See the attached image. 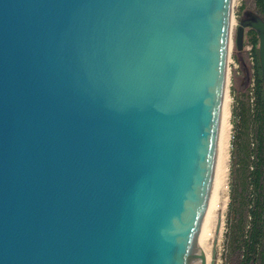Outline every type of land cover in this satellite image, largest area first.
<instances>
[{
	"label": "water",
	"instance_id": "95a60500",
	"mask_svg": "<svg viewBox=\"0 0 264 264\" xmlns=\"http://www.w3.org/2000/svg\"><path fill=\"white\" fill-rule=\"evenodd\" d=\"M232 23L233 0H0V264H208Z\"/></svg>",
	"mask_w": 264,
	"mask_h": 264
},
{
	"label": "trees",
	"instance_id": "16d2710c",
	"mask_svg": "<svg viewBox=\"0 0 264 264\" xmlns=\"http://www.w3.org/2000/svg\"><path fill=\"white\" fill-rule=\"evenodd\" d=\"M264 19V0H256ZM253 47L252 86L233 107L230 203L226 217L224 264H264V80L260 40L247 32Z\"/></svg>",
	"mask_w": 264,
	"mask_h": 264
},
{
	"label": "bare ground",
	"instance_id": "6f19581e",
	"mask_svg": "<svg viewBox=\"0 0 264 264\" xmlns=\"http://www.w3.org/2000/svg\"><path fill=\"white\" fill-rule=\"evenodd\" d=\"M231 140V112L226 90L213 189L199 241V248L203 250L207 256L208 264H211L213 249L216 247L218 250L224 239V213L229 202ZM195 264H200V261Z\"/></svg>",
	"mask_w": 264,
	"mask_h": 264
},
{
	"label": "rangeland",
	"instance_id": "374dc122",
	"mask_svg": "<svg viewBox=\"0 0 264 264\" xmlns=\"http://www.w3.org/2000/svg\"><path fill=\"white\" fill-rule=\"evenodd\" d=\"M257 1L256 0H233V24L231 32V48L228 62V81H227V97L230 102L231 112V126L233 136V107L236 104L237 97L245 94L249 86H252V79L254 75V57L253 47L248 44L247 32L245 34L244 48L239 51L237 46V35L240 20L243 18L244 13L247 11L256 12ZM232 142V140H231ZM232 147V143H231ZM230 178H231V150H230V173H229V192H228V206L224 213V239L220 248L217 250V264H224V252H225V231H226V217L230 203Z\"/></svg>",
	"mask_w": 264,
	"mask_h": 264
}]
</instances>
